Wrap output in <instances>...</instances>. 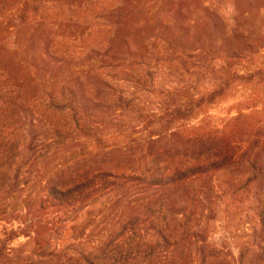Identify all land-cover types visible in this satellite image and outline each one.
Returning a JSON list of instances; mask_svg holds the SVG:
<instances>
[{"label":"trees","instance_id":"trees-1","mask_svg":"<svg viewBox=\"0 0 264 264\" xmlns=\"http://www.w3.org/2000/svg\"><path fill=\"white\" fill-rule=\"evenodd\" d=\"M123 9L121 0H0L3 182L13 174L27 185L60 152L90 148L45 181L34 222L24 235L6 233L0 254L25 236L40 251L23 264H264V33L255 35L254 17L238 10V25L227 29L238 47L224 56L198 47L196 38L195 47L148 57L133 47L137 24ZM213 14L208 22L224 21L218 8ZM55 23L78 29L80 40L49 37L30 58L40 41L24 38L14 57L4 46L10 34L22 39ZM76 61L70 78L28 97L32 78L51 84ZM185 77L214 85L187 97L179 87ZM240 93L237 116L223 129L195 124ZM104 201L107 229L81 242L84 251L66 255L50 241L41 245L39 228L65 226ZM231 208L252 212L260 233L238 239V256L207 239V213Z\"/></svg>","mask_w":264,"mask_h":264},{"label":"rangeland","instance_id":"rangeland-1","mask_svg":"<svg viewBox=\"0 0 264 264\" xmlns=\"http://www.w3.org/2000/svg\"><path fill=\"white\" fill-rule=\"evenodd\" d=\"M121 2L124 9L119 14L123 18L131 17L135 27L137 24L136 29H132L131 35H136L135 42L131 40L132 45L133 47L135 44L144 47L148 57L156 54L166 55L167 48L172 49L170 51L175 49L183 51L184 46L194 45L195 47L196 38L201 39L198 47L217 48L220 50V55L224 56L228 49L238 47L237 39H232L230 37L232 35L227 30L229 25H238V10L248 11L254 17L255 35L264 33V0H121ZM217 8L224 17V21L208 22L207 18L211 17ZM130 9H133L132 14ZM3 34L5 33L0 28V37ZM79 34L76 28L56 23L47 24L43 28L26 30L23 36H19L22 39H18L15 34H10L4 46L11 51L14 57L21 50L18 46L25 44L26 39L24 38H31L36 43L40 41L38 42L40 47L30 50L28 55L30 58L32 54L38 56L43 53V45L49 37L78 42ZM157 36L160 38H156ZM261 44L264 46V42ZM26 47H30V44ZM257 61L263 62L261 58ZM24 62H29V59ZM80 63L76 61L69 64L68 73H59L58 79L52 81L51 84L32 78L28 84V97H38L45 91V87L55 86L66 77L70 78L69 72L79 71ZM248 67L254 69L256 66L248 64ZM23 74L28 75L26 71H23ZM179 83V87L188 88L184 92L187 97L207 91L214 85L212 81H205L200 77L199 79L185 77L180 79ZM243 97V93H240L212 106L207 110L206 115H203L195 124L223 129L233 117L237 116L238 104ZM89 151L90 148L85 146L72 154L60 152L53 160L45 163L40 171L34 174L33 181L27 185L18 183L13 174L9 175L11 177L5 175L6 184L0 174V240H6V233L12 230L26 234L34 222L32 216L37 215L35 209L46 185L45 181L82 160ZM106 208L107 204L104 201L75 214L65 226L58 224L55 227L50 225L39 228L38 231L42 234L41 245L45 247V242L50 241L57 251H62L66 255L81 253L85 249L81 242L85 239H100L103 230L107 229L105 223L101 224L102 216H100L106 212ZM207 214V239L215 245L227 247L230 250L229 254L238 256V239H258L260 237L258 231L257 233L253 231L252 212L242 211L238 215V208H231L218 212V214L214 213L216 216L212 213ZM29 242H31L29 238L22 236L12 243L8 250L0 254V264H23L29 258L35 257L40 248L34 242Z\"/></svg>","mask_w":264,"mask_h":264}]
</instances>
